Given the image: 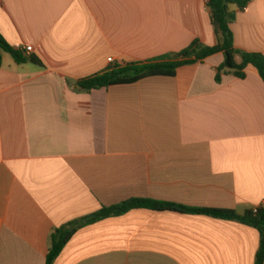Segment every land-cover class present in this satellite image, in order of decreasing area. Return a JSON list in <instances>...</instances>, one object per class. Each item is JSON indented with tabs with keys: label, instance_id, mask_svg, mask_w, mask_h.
<instances>
[{
	"label": "crops",
	"instance_id": "obj_1",
	"mask_svg": "<svg viewBox=\"0 0 264 264\" xmlns=\"http://www.w3.org/2000/svg\"><path fill=\"white\" fill-rule=\"evenodd\" d=\"M230 12L236 49L264 55V0ZM0 35L34 48L0 67V264H46L56 229L135 198L241 215L264 203L253 66L218 82L219 53L174 78L77 86L195 41L215 46L206 0H0ZM259 247L238 222L135 209L79 230L55 264H255Z\"/></svg>",
	"mask_w": 264,
	"mask_h": 264
},
{
	"label": "trees",
	"instance_id": "obj_2",
	"mask_svg": "<svg viewBox=\"0 0 264 264\" xmlns=\"http://www.w3.org/2000/svg\"><path fill=\"white\" fill-rule=\"evenodd\" d=\"M212 13V24L217 36L215 46H204L195 41L190 47L173 55H166L148 62L130 63L125 66H115L112 70L80 80L77 83L81 91L91 92L113 86L133 85L140 81L156 78H174L177 71L184 66L202 63L209 57L223 53L225 62L217 70V81L223 75L232 74L240 79L246 78V70L253 66L264 81V55L248 53L236 49L231 25L235 21V14L230 12V6H237L245 10L249 0H206ZM11 55L17 63H25V56L11 47L0 35V67L3 55ZM33 63L42 66L41 61L31 57ZM135 209H152L157 211H175L183 214L205 215L216 219L234 221L255 228L260 233V247L256 255L255 264H264V209L255 212L253 209L244 214L233 210L188 208L185 206L160 202L150 199L135 198L122 204L104 207L101 211L85 218L75 220L56 229L51 235V245L46 264H55L63 250L75 234L90 225L102 220L122 216Z\"/></svg>",
	"mask_w": 264,
	"mask_h": 264
},
{
	"label": "built area",
	"instance_id": "obj_3",
	"mask_svg": "<svg viewBox=\"0 0 264 264\" xmlns=\"http://www.w3.org/2000/svg\"><path fill=\"white\" fill-rule=\"evenodd\" d=\"M15 49L24 54H31L34 51V48L32 46H17ZM109 61L112 62L113 60L110 59ZM259 209H264V203L253 208L255 212H257Z\"/></svg>",
	"mask_w": 264,
	"mask_h": 264
}]
</instances>
